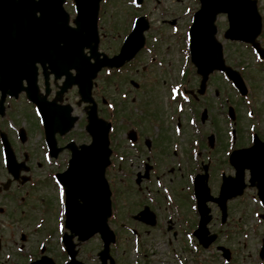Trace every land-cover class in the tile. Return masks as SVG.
I'll return each mask as SVG.
<instances>
[{"label": "flooded vegetation", "instance_id": "1", "mask_svg": "<svg viewBox=\"0 0 264 264\" xmlns=\"http://www.w3.org/2000/svg\"><path fill=\"white\" fill-rule=\"evenodd\" d=\"M262 19L264 20V12H262ZM225 43L230 42L224 40L222 43L224 49ZM117 72L119 71L102 70L98 74L102 75L99 79L101 85L99 92L104 93L107 91L113 94L115 91L114 82L117 80L119 92L121 89L125 91L131 102L140 100L138 94L141 93V90L145 91L151 84V81H146L145 78H138L139 81L150 82V84L142 86L141 82H138V79H136L135 85L130 86L132 78L126 79L123 76L120 79ZM134 73H145L147 75L148 72H138L135 69ZM167 73L169 75V72ZM104 76L111 78V80L107 81ZM198 80L199 76L197 75V84ZM37 83L40 90H42L41 76H38ZM60 83L61 79L50 77L48 99L54 97L56 86ZM196 89L197 85L190 90L195 92ZM208 91L209 87H207ZM71 92L74 93L75 98V89L73 87L68 89L66 93L69 94ZM66 93L64 94L63 102L70 103ZM133 93L135 95L132 96ZM190 95L194 100V108L191 109V117L193 118L189 119L185 117L184 112L180 114L177 112L175 126H168L171 127L172 133L175 130L176 134L173 133L170 136L155 134L148 137L137 133L134 141H129L125 135L117 136L115 140L111 141L112 155L111 164L108 167V178L112 186V200L116 209V218L123 216L126 211L124 210L123 203H121L124 200L120 198L122 196L120 194V186L126 193L131 191L137 195L136 199L141 201V203L139 202L134 205L135 211L129 215V219L133 224L132 228L135 229L133 233L136 234L138 240L144 236V232L148 234L151 230H159L164 235V238L166 237L164 245L170 247L171 250H176L181 255L190 256L189 261L198 263L201 249L197 245L193 235L199 220L197 209L195 210L194 207L193 177L195 174L205 170L208 174V183L211 180V176L212 180H214V176H217L218 181V175L231 173L232 167L228 163L229 144L226 130L224 133L225 147H223V142L217 139L218 131H220L217 123L212 122L208 118L209 105L202 104V106H199L198 102H196L200 98L199 95L195 93ZM216 95L217 92L215 97ZM94 97L95 99H99V96L96 94H94ZM108 99L107 101L102 99L100 101L96 100V102L100 113L107 116L110 121L119 120V123H121L124 119L133 120L134 123L137 122L135 109L127 107L119 108L116 103L117 100L110 97ZM4 100L3 112L0 114V197L5 203L0 204V215L4 216L6 220L8 218L7 214H10L9 210H13L14 213V206L19 209L26 206L30 200H33V194L36 190H47L50 189L48 187L55 186L54 175L64 168L60 166L63 164V154H67L68 151L61 150L55 157L49 156L42 123H40V119L36 116L32 105L26 104L27 101L23 93H19L17 98L5 97ZM109 102L113 103L114 108L111 107ZM80 105L81 109L84 110V105ZM72 106V112H76L79 104L75 103ZM202 108L206 110L205 120H201L198 115V111ZM75 114L78 116L77 124L79 118L84 116V112ZM119 116H123V118L118 119ZM134 126L131 125V127ZM249 133L247 131V136L245 141L241 143L242 145L236 147L250 145ZM253 133L261 141H264V127L262 130L260 128L256 129ZM2 136H5V141H7L14 155L15 161L10 168L6 167L4 163ZM56 139L58 146L62 147L70 139V136L63 137L56 135ZM218 154L222 157V162L220 163L218 161ZM45 155H47V160ZM145 170H147V177H142ZM130 177L140 178L139 183L135 182L137 187H131L126 182L125 178ZM157 179L160 181V186L156 184ZM174 184L177 188L176 193L174 192L176 189L174 188ZM42 196L43 194L40 198H37V201L39 199L40 202H43L45 198ZM167 196H169V200ZM178 196L182 198L186 196L188 198V211L178 202ZM136 199L135 201H137ZM8 203L13 204V206H9ZM44 207L46 208V206ZM128 207L130 206L128 205ZM143 207L148 208L143 218L147 219L149 217V210L155 215V222L152 226L133 217ZM214 210L216 213H214ZM210 213V231L217 234L223 230L226 231L225 223H218L220 229L213 227L214 221H218V210L213 203L210 204ZM230 216L231 211L229 208L228 218ZM113 224H116V221H113ZM119 225L122 226L123 224L120 222ZM123 232H126V230L120 228L119 233L124 234ZM187 236L192 238L190 244L187 242ZM133 244V240L130 241V245L132 246ZM192 246H196V252L192 250ZM209 264H215V256L210 257Z\"/></svg>", "mask_w": 264, "mask_h": 264}, {"label": "rangeland", "instance_id": "2", "mask_svg": "<svg viewBox=\"0 0 264 264\" xmlns=\"http://www.w3.org/2000/svg\"><path fill=\"white\" fill-rule=\"evenodd\" d=\"M154 0H146V4L143 5V11L148 13V16H151V23L157 24V27L159 26V23H162L163 19L165 18L170 19L175 16L176 13L161 15L160 9L161 8H174V10H180V16L182 19L178 20L177 22H182V20L185 22L188 18V15L186 13L183 14L184 9H195L198 6L197 0H161V3L157 5ZM263 4H264V0ZM158 6V10H153V14L150 12L151 7ZM104 15L102 16V20L100 25L104 29L106 27V30L104 31L107 35V37L104 40L103 47L106 49L108 48V52H112L115 50V47L117 45L116 42L111 41L109 39V36L111 34L116 33H123L126 30V26L129 23V20L132 16L137 15L136 11H133L128 4V0H107L106 4L104 5ZM149 9V10H148ZM262 9H264V5H262ZM182 11V13H181ZM187 12V11H185ZM170 13V11H169ZM149 16V17H150ZM112 21V22H111ZM217 22L220 27V32L224 29V23L225 17L223 15H220L217 19ZM165 26V25H163ZM152 28L151 33L156 34V28ZM163 28V27H162ZM169 31V30H168ZM166 33H164L165 35ZM165 37V36H164ZM164 37L161 39L163 40ZM222 39V38H221ZM263 41H264V33H263ZM264 43V42H263ZM160 42L157 43L160 50H158V54L161 55V59L165 62L169 63V67L173 68L175 71L178 69L179 65H181V53L179 51L181 45L177 43L176 41H171L168 39L164 42V45L161 47L159 45ZM225 55L226 60L230 65H236L234 68H237L239 65L241 66L240 73L243 75L244 79L248 81L249 85L252 87V96L249 97L250 100L253 102L254 108H257L260 117H261V125L260 129L264 127V72H261L258 70V63H256L255 58L253 57L250 50L245 48L243 45L240 44H230L225 43ZM151 73L148 72L147 75L144 74H138V78H145L146 81L150 82H142L137 80L138 82H141L142 86H146V84L149 85V91L147 90L148 95L145 93L141 94L139 93L138 96L140 97L139 103L143 107V114L144 117L139 119L138 122H135L134 124L133 120H122L120 126L116 125L115 132L118 133L121 131L122 134L126 132V130L131 129V125H136L138 127L139 133L145 136H153L155 134H161L170 136L172 133L171 127H168L167 125H163L169 122V112L171 111V105L169 102H167L166 96L168 91V83L173 78L168 75L167 72L169 70L163 69L162 67H157L156 65H153V67L150 68ZM238 69V68H237ZM173 70V71H174ZM172 73V72H169ZM174 76L175 72H173ZM171 74V76H173ZM190 76H188V84L189 88H195L196 83V77L194 72H190ZM216 76H211L208 80V87H209V93L207 96H201L199 100L197 101L199 106H202V104H208L210 111L209 119L212 122L217 123L218 128L220 131H218L217 139L221 140L223 142V147H225V121L223 120L225 115V109L224 108V115L221 114V107L219 106V102L226 96L222 95L220 92L225 87V83L220 80L219 83V76L215 74ZM170 77V78H169ZM175 79H178L174 77ZM135 79V80H136ZM215 86L218 89V99H215ZM154 90V92H153ZM68 95L69 102L73 103L72 100L74 99V93L71 92ZM135 95V93L132 94V96ZM149 96V97H148ZM227 97V96H226ZM149 98V99H148ZM147 100V101H145ZM75 101V100H74ZM128 98V105H131L129 103ZM144 101V102H143ZM232 106L235 109V112L237 114L236 123L238 125H242L240 136H246V131L243 127V121L245 120L244 110L246 109V103L242 101L237 96V92L235 90L232 91ZM126 103H120L119 108L126 107ZM132 106V105H131ZM218 106V107H217ZM134 107V106H133ZM27 108V107H26ZM28 109V108H27ZM81 107H79L76 112L80 114ZM139 112V111H138ZM141 115V114H139ZM120 119V118H119ZM134 119V118H132ZM84 119L83 117H80L77 124H75L74 128L70 131V136H75V139H77V143L81 142H87V137L84 134ZM119 122V120H118ZM250 121L248 120L246 125H248ZM154 124H159V126H155ZM237 125V126H238ZM239 129V128H238ZM120 133V134H121ZM244 142V139L241 140L239 138V135L236 136V144L235 146L242 145L241 143ZM219 163L222 162V157L219 155ZM218 163V164H219ZM134 177L126 178V182L131 187H137L133 181ZM210 182L211 186V192L213 194H216L218 191L217 182H219V178L217 181V176H214ZM50 189H38L33 194V200H30L29 203L26 206L17 208L14 206L15 212L13 213V210H9L10 214L8 215V218L6 220L4 219V216L2 217L0 215V235L2 237V250L0 253V264H11L14 263H21L27 261V259H30L31 252H35L38 249L39 244L44 242L45 240V232L48 231H54V225L56 228V235L50 237L49 242L46 244V251L45 253H50L52 258L55 262L58 264L62 263L65 259L64 255L62 254L61 250V243L59 242L58 237L62 234L63 231V201L61 197V192L59 187H48ZM174 188H176V185L174 184ZM52 190V191H51ZM177 188L174 190L176 193ZM43 194V198L45 200L43 202H40L39 199L37 201V198H40V196ZM120 198H122L124 201L121 203L123 204V207H125L124 210L128 208V205L133 208L135 204L141 203L140 200L136 199L135 194H133L131 191L125 192L123 189H121L120 186ZM255 191L252 189H248L246 191L245 199L247 200V207L245 212L243 213V216L240 218V221L238 222V226H240V230L235 229L236 231L231 234L232 238L229 240L222 239L219 244L226 245L230 251L233 258V261H235L236 264H260L264 262V259L262 262H259L258 258V251L260 248L261 241L264 240V219L259 217V214H264V208L260 209L258 205L254 204L251 200L254 196ZM185 195V194H184ZM186 198V199H185ZM135 199L137 201H135ZM178 202L182 204L183 208L188 211V198L185 196L182 198L181 196H178ZM182 201V202H181ZM5 203L4 200L0 197V204ZM9 206H13V204L8 203ZM244 203H238L235 202L231 206V215L234 217L237 216V214L241 213L240 208L243 207ZM44 206L48 208L47 212L43 210ZM122 207V206H121ZM23 210V211H21ZM42 211H44L46 221L44 224L40 226L38 229L36 226V223H38L39 216L42 215ZM135 211V210H134ZM253 211H257V213H253ZM214 213L215 210H214ZM254 214V215H253ZM219 218V214L217 215ZM233 217V218H234ZM232 219V217L228 218ZM236 219V218H235ZM226 221L224 225H226V228L234 227L235 223L234 221ZM24 230L26 240H25V249H22V252L19 253L20 255L15 257L11 254H14L15 249L12 245V239H19L18 232L19 229ZM217 229H220L218 227V221H214V226ZM242 231V232H241ZM125 235L126 232H123ZM17 235V236H16ZM166 238V237H165ZM164 235L158 230H151L148 234L144 232V236H142L141 241V250L144 253V256L136 255L130 251V243L128 241H124L121 243L118 251L116 252V256L118 258V264H133V262H137V264H160V260H171L172 259V252L170 251V247L164 245L165 243ZM164 239V240H163ZM100 248V242L98 238L93 237L90 241L82 243L78 246V259L83 261L86 264H99L97 260V252ZM27 250V251H26ZM6 253H9V257L6 258ZM208 255V253H206ZM11 255V256H10ZM11 258V259H10ZM206 257L204 256V259ZM241 259L243 261H241ZM173 260V259H172ZM241 262V263H240ZM26 263V262H25ZM23 264V263H22ZM175 264V263H173ZM264 264V263H262Z\"/></svg>", "mask_w": 264, "mask_h": 264}, {"label": "water", "instance_id": "3", "mask_svg": "<svg viewBox=\"0 0 264 264\" xmlns=\"http://www.w3.org/2000/svg\"><path fill=\"white\" fill-rule=\"evenodd\" d=\"M90 1L96 6V0H78V9L87 8ZM48 2L60 4V0H40L37 4L32 0H0V60L4 63V69L5 67L11 70L18 69L24 61L26 62L27 55H40L45 53L44 49L52 53V50L48 48V42L37 40L42 32H45L46 39L48 35L47 30L36 26L38 20L34 17L35 9H41V20L49 21ZM53 6L58 13L57 6L55 4ZM220 12H225L229 21L226 37L253 42L260 29V19L254 0H200V9L194 14L190 34L192 60L199 67L204 79L212 68L222 67L220 45L214 39V20ZM37 31L40 33L37 34ZM81 31L82 26L80 25L75 31H68L65 26L57 29L58 34L53 37L50 35L52 31L49 32V38L56 40L55 51L57 50L58 65L65 61L66 56H71L69 66L79 67L81 65L79 61L81 42L74 44L76 40L82 38ZM6 40L9 41L8 44L4 43ZM61 40H65L66 49L58 47V42ZM15 41L17 45L14 47L13 42ZM3 48L7 54L9 53L8 56ZM68 49H71V53H65ZM213 49H216V56L213 55ZM27 71L32 76V69L29 66ZM56 71H58V66H56ZM232 75L234 82L241 90L243 86L239 77L234 72ZM0 80H8L5 85L14 88L18 78L15 80L1 74ZM203 83L204 81L202 86ZM242 92H244L243 88ZM90 116L88 130L93 141L88 146H81L80 150H73L69 168L62 175L61 180L65 185L66 194L65 227L70 231V234L64 236L68 253L72 258L68 264H81L74 260L75 252L70 242L73 236L76 235L79 241H83L99 232L104 240V249L99 255L104 258L108 256V244L113 240V234L106 225V218L109 214V190L104 179V168L108 158L107 125L103 126V123L96 119L93 106L89 112V118ZM259 161H262V158L254 156L249 159L248 166L253 167L251 177L258 180L263 198L264 169L258 163ZM236 181H241V179ZM242 186L238 185L236 188L228 184L223 185L221 197L225 200L240 194ZM205 223V220L201 221L202 228ZM38 263H46V261L41 260L33 264Z\"/></svg>", "mask_w": 264, "mask_h": 264}, {"label": "bare ground", "instance_id": "4", "mask_svg": "<svg viewBox=\"0 0 264 264\" xmlns=\"http://www.w3.org/2000/svg\"><path fill=\"white\" fill-rule=\"evenodd\" d=\"M84 1H87V0H84ZM37 34H39L40 33V31H37L36 32ZM65 41V40H64ZM63 41V42H64ZM84 40L82 39V38H79V40H76L75 42H74V44H77V43H82ZM17 42L15 41V42H13V46L15 47L17 44H16ZM19 48V47H18ZM63 48L64 49H66V43H64V45H63Z\"/></svg>", "mask_w": 264, "mask_h": 264}, {"label": "snow or ice", "instance_id": "5", "mask_svg": "<svg viewBox=\"0 0 264 264\" xmlns=\"http://www.w3.org/2000/svg\"><path fill=\"white\" fill-rule=\"evenodd\" d=\"M133 2H135V0H133ZM176 90L175 89H173V92H175Z\"/></svg>", "mask_w": 264, "mask_h": 264}]
</instances>
